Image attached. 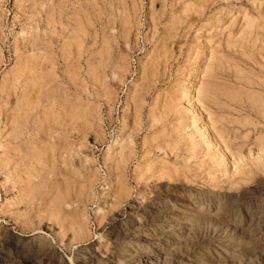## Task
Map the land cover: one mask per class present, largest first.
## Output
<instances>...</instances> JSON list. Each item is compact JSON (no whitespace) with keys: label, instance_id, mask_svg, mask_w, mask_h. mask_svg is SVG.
Segmentation results:
<instances>
[{"label":"rangeland","instance_id":"obj_1","mask_svg":"<svg viewBox=\"0 0 264 264\" xmlns=\"http://www.w3.org/2000/svg\"><path fill=\"white\" fill-rule=\"evenodd\" d=\"M0 264H264V0H0Z\"/></svg>","mask_w":264,"mask_h":264},{"label":"bare ground","instance_id":"obj_2","mask_svg":"<svg viewBox=\"0 0 264 264\" xmlns=\"http://www.w3.org/2000/svg\"><path fill=\"white\" fill-rule=\"evenodd\" d=\"M196 120V119H195ZM182 125V124H181ZM183 129V128H182ZM195 146V145H194Z\"/></svg>","mask_w":264,"mask_h":264}]
</instances>
